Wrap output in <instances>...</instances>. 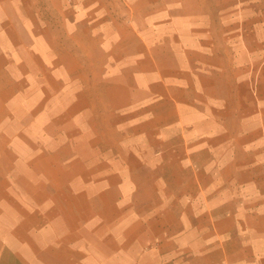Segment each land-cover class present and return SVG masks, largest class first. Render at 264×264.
<instances>
[{"label":"crops","instance_id":"1","mask_svg":"<svg viewBox=\"0 0 264 264\" xmlns=\"http://www.w3.org/2000/svg\"><path fill=\"white\" fill-rule=\"evenodd\" d=\"M0 0V264H264V0Z\"/></svg>","mask_w":264,"mask_h":264},{"label":"rangeland","instance_id":"2","mask_svg":"<svg viewBox=\"0 0 264 264\" xmlns=\"http://www.w3.org/2000/svg\"><path fill=\"white\" fill-rule=\"evenodd\" d=\"M37 1L39 3L42 19L45 20V19L51 18L53 21H55L52 10L48 8L49 5L48 3H46V0H37Z\"/></svg>","mask_w":264,"mask_h":264}]
</instances>
